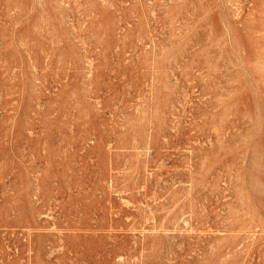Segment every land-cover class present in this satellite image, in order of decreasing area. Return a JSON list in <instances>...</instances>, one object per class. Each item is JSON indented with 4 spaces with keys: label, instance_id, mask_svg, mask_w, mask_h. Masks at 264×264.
I'll return each mask as SVG.
<instances>
[{
    "label": "rangeland",
    "instance_id": "374dc122",
    "mask_svg": "<svg viewBox=\"0 0 264 264\" xmlns=\"http://www.w3.org/2000/svg\"><path fill=\"white\" fill-rule=\"evenodd\" d=\"M0 264H264V0H0Z\"/></svg>",
    "mask_w": 264,
    "mask_h": 264
}]
</instances>
